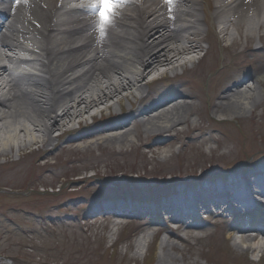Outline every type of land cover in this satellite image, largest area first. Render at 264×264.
<instances>
[{"label": "bare ground", "instance_id": "1", "mask_svg": "<svg viewBox=\"0 0 264 264\" xmlns=\"http://www.w3.org/2000/svg\"><path fill=\"white\" fill-rule=\"evenodd\" d=\"M83 1L89 0H0V158H4L0 167L16 165L15 147L21 160V153L26 158L47 152L65 138L72 144L89 141L121 148L132 146V139H146L142 147H161L167 139H215L217 132L196 121L202 112L195 105L196 95L185 90L189 85L199 89L210 85L207 107L214 116H222L218 123L245 121L260 106L259 98L264 99V50L251 63L246 58L254 53L251 42L257 32L264 42V0H173L171 5L165 0H129L103 38L94 27L90 4L81 6ZM242 39L247 44L242 45ZM203 44L207 58L196 61ZM22 54L31 57L26 60ZM248 64L262 73L254 76ZM181 76L187 78L170 92L143 96L154 82ZM124 100L128 108L122 106ZM111 102L119 110L112 111ZM71 145L60 148L67 151ZM203 153L201 167L231 154ZM225 175L228 178L219 183L203 181L208 185L197 192H178L180 196L167 201L163 210L172 221L185 225L194 224L201 210L213 207L224 212L227 197L245 209L264 200V167ZM260 229L249 222L229 230L225 225L211 245L220 248L227 243L231 236L225 239L224 234L230 231L241 249V258L233 257L234 263L260 264L246 258L247 253L264 257V227ZM185 230L209 231L192 224ZM170 235L184 246L207 238ZM150 236L136 240L139 251L147 249ZM167 249L179 248L162 240L156 264H178ZM225 257L210 261L232 263ZM180 261L197 264L185 253Z\"/></svg>", "mask_w": 264, "mask_h": 264}, {"label": "rangeland", "instance_id": "2", "mask_svg": "<svg viewBox=\"0 0 264 264\" xmlns=\"http://www.w3.org/2000/svg\"><path fill=\"white\" fill-rule=\"evenodd\" d=\"M251 43L254 53L246 57L248 63L257 60L264 50L258 32ZM245 44L242 39V45ZM203 47L204 51L207 45ZM251 66L248 64L247 68L254 76L262 73ZM186 78L181 76L171 84L168 81L152 84L143 96L166 94ZM209 87V84L203 89L189 85L185 90L197 97L195 105L202 112L197 123L217 132L215 139H167L168 144L161 147L154 143L142 147L146 139H132V146L121 148L89 141L72 144L65 138L47 152L29 154L26 158L21 153V160L15 147L12 159L16 165L0 167V264H156L162 240H169L179 248L166 250L179 259L178 264H182V253L197 264H216L210 259L215 261L224 256L231 257L233 264V257L241 258V249L232 240L236 238L234 233L224 234L225 239L230 236L231 239L220 248L211 245L215 243L213 238L219 236L222 226L229 230L245 221L253 224L264 219L263 215L257 218L252 213L247 220L244 217L233 221L229 219L231 211L227 206L225 212L219 210L216 215H205L203 211L197 214L199 218L194 225L209 231L188 233L185 229L190 222L179 225L163 210L164 204L176 198L178 192L185 190L189 194L208 185L201 184L205 179H220L233 171L264 167V99L259 98L260 106L245 121L218 123L222 116H214L207 107ZM122 104L130 106L126 100ZM111 106L112 111L119 110L116 102H111ZM87 121L93 122L90 117ZM74 126L78 128V122ZM172 140L175 142L169 144ZM68 143L72 144L69 150L60 148ZM216 150L231 154L225 160L201 167L202 151L210 157L209 152ZM3 161L0 158V163ZM96 173H100L98 177ZM248 208L252 209L253 204ZM165 226L169 229L158 232ZM172 232L185 238L195 235L208 239L191 240L189 246H184L171 239ZM144 234L151 236L147 249L141 252L134 243ZM246 258L260 260V264L264 260L262 254L253 257L247 253Z\"/></svg>", "mask_w": 264, "mask_h": 264}, {"label": "snow or ice", "instance_id": "3", "mask_svg": "<svg viewBox=\"0 0 264 264\" xmlns=\"http://www.w3.org/2000/svg\"><path fill=\"white\" fill-rule=\"evenodd\" d=\"M27 3V0H23ZM129 0H91L90 12L95 17L94 27L100 37H105L107 30L114 26L115 21L121 14V8ZM166 4L171 5L173 0H165Z\"/></svg>", "mask_w": 264, "mask_h": 264}]
</instances>
